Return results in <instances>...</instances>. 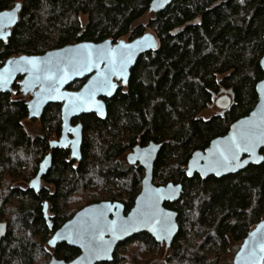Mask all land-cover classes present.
Listing matches in <instances>:
<instances>
[{
	"label": "trees",
	"instance_id": "16d2710c",
	"mask_svg": "<svg viewBox=\"0 0 264 264\" xmlns=\"http://www.w3.org/2000/svg\"><path fill=\"white\" fill-rule=\"evenodd\" d=\"M151 1L0 0V11L21 2L17 24L0 42V66L14 56L42 55L79 42L131 41L147 29L158 40L156 50L136 61L127 87L104 99L105 119L87 114L72 120L82 126L80 160H72L68 149H54L39 193L29 181L49 141L60 135V105L44 109L41 134L32 136L23 127L28 111L18 84L12 86L14 94L0 95V221L7 224L0 264L76 257L77 249L65 244L52 249L47 241L86 205L119 202L128 212L143 171L125 157L133 147L151 142L161 145L153 183L182 186L180 199L164 204L177 214V234L168 248L138 234L116 247L112 262L100 264H126L122 252L132 243L140 248L129 264H222L233 245L238 248L264 219V151L261 164L220 179L189 178L185 172L193 152L225 135L257 102L264 0H173L157 14L148 11ZM147 13L148 21L136 24ZM83 83L68 89L78 90ZM221 90L231 91L233 105L202 118Z\"/></svg>",
	"mask_w": 264,
	"mask_h": 264
},
{
	"label": "water",
	"instance_id": "95a60500",
	"mask_svg": "<svg viewBox=\"0 0 264 264\" xmlns=\"http://www.w3.org/2000/svg\"><path fill=\"white\" fill-rule=\"evenodd\" d=\"M172 1L152 0L148 11L157 14ZM20 11L21 2L0 11V42H5L10 36ZM4 13H10L11 17ZM157 46L156 36L152 32H145L131 41L120 39L113 43L106 39L98 43L79 42L49 50L42 55L14 56L0 66V95L11 93L12 85L21 78V94L30 97L27 101L29 120L39 119L48 105L61 106L60 137L50 142L49 152L40 162L37 174L29 184L35 193H39L40 180L50 167V151L69 148L70 158L80 160L82 126L80 123L71 125L72 119L87 114L105 119L104 99L112 98L120 87H127L131 69L138 58L156 50ZM32 59L36 61L35 67L27 62ZM259 67L263 77L255 85V106L246 116L234 121L225 135L212 139L203 151L192 153L185 168L189 178L196 175L202 180L209 177L220 179L241 172L249 165L263 162L261 151H264V139L256 143L254 148L250 141L264 136V54L259 60ZM79 80L85 82L78 90L67 89ZM213 105L221 113L229 109L233 105L231 91L221 90V95L214 98ZM160 147V144L152 142L143 147L135 146L125 157L128 165L137 166L143 171L140 190L130 210L125 213L121 203L110 201L82 207L47 241L49 248L65 244L77 249L78 255L69 261L51 258L49 264L110 263L119 244L142 233L165 248L171 245L178 231L177 214L165 208L164 204L178 201L182 186L180 183L161 186L153 183V166ZM246 147L249 150H245ZM42 207L44 219L51 229L45 202ZM6 233L7 224L0 221V246ZM263 262L264 219L247 233L232 258V264Z\"/></svg>",
	"mask_w": 264,
	"mask_h": 264
},
{
	"label": "rangeland",
	"instance_id": "374dc122",
	"mask_svg": "<svg viewBox=\"0 0 264 264\" xmlns=\"http://www.w3.org/2000/svg\"><path fill=\"white\" fill-rule=\"evenodd\" d=\"M149 17H150L149 13L145 14L141 19L137 20L136 24H145L148 21ZM146 31L149 32L150 30L147 29ZM124 40H126V38ZM217 114H220V110L217 109L215 106H212V107H209L204 112H202L201 117L204 119H207V118H209L213 115H217ZM22 123H23V127H24L25 131L29 135L33 136V135L41 133L39 121H33V120L25 119ZM54 138L56 139V137H53L52 140ZM21 183L23 186L27 185V183H25L23 181ZM233 247H234V245H233ZM139 248H140V245L138 243H136V244L132 243L126 249H124V251L122 252L123 253L122 257L124 258V260H126V264L131 263L130 260L132 258L134 261V258L137 257V253L139 252L138 251ZM232 248L230 249V251H231L230 254H228L226 257H224V263L222 262V264H232V258L238 249V248H236V246L233 249ZM0 249H1V247H0ZM0 259H1V255H0Z\"/></svg>",
	"mask_w": 264,
	"mask_h": 264
},
{
	"label": "flooded vegetation",
	"instance_id": "af4514ba",
	"mask_svg": "<svg viewBox=\"0 0 264 264\" xmlns=\"http://www.w3.org/2000/svg\"><path fill=\"white\" fill-rule=\"evenodd\" d=\"M20 81H21V78H20V80L17 79L16 82H15V83H17L18 86H19V91H20V85H19V82H20ZM79 81H80V80H79ZM75 82H76V81H75ZM75 82H74V83H75ZM84 82H85V80H84ZM74 83H73V84H74ZM83 84H84V83H83ZM83 84H82V85H83ZM71 85H72V84H71ZM12 86H13V85H12ZM67 89H68V88H67ZM73 91H75V90H73ZM9 94H14L13 88H12V92L9 93ZM20 96L23 97L22 94H21V91H20ZM23 98L26 99V105H27V101H29L30 97L27 96V97H23ZM51 105H57V104H51ZM48 106H49V105H48ZM45 108H46V107H45ZM60 108H61V106H60ZM43 111H44V110H43ZM42 113H43V112H42ZM41 115H42V114H41ZM27 116H28V115H27ZM40 117H41V116H40ZM26 119H28V118H26ZM60 119H61V115H60ZM28 120H29V119H28ZM39 120H40V118L37 119V120H33V121H39ZM72 120H74V119H72ZM39 123H40V121H39ZM76 124H78V123L73 124L72 121H71V125H76ZM40 131H41V124H40ZM60 133H61V128H60ZM40 134H41V133H40ZM59 137H60V135H59L58 137H56V139L54 138L53 140H50V141H49V144H50V142H52V141H56V140H58ZM49 144H48V152H49ZM55 149H58V148H55ZM66 149L69 150V148H66ZM53 150H54V149H53ZM53 150H52V151H53ZM52 151H50V154H51ZM69 152H70V150H69ZM46 154H47V153H46ZM46 154H45V155H46ZM45 155H44V157H45ZM44 157H43V159H44ZM43 159H42V160H43ZM42 160H41V161H42ZM41 161H40V162H41ZM75 161H77V160H75ZM39 164H40V163H39ZM38 167H39V165H38ZM37 171H38V169H37ZM47 171H48V170H47ZM36 174H37V172H36ZM35 176H36V175H35ZM35 176H34V177H35ZM34 177H33V178H34ZM33 178H32V179H33ZM42 178H43V176H42ZM42 178H41V180H40V189H41V187H42V185H43ZM32 179H31V180H32ZM31 180L29 181V184H30ZM39 191H40V190H39ZM45 203H46V202H45ZM46 205H47V204H46ZM47 211H48V207H47Z\"/></svg>",
	"mask_w": 264,
	"mask_h": 264
},
{
	"label": "snow or ice",
	"instance_id": "6c2138e0",
	"mask_svg": "<svg viewBox=\"0 0 264 264\" xmlns=\"http://www.w3.org/2000/svg\"><path fill=\"white\" fill-rule=\"evenodd\" d=\"M3 15L11 17V14L10 13H4ZM125 47H128V46H125ZM21 59L27 60V58H21ZM27 62L30 63V64H32L33 67H35V65H36L35 59L28 60ZM245 139L248 140V137H245ZM261 139H264V136L257 137L255 140L250 141L251 147L254 148L255 147V144L258 143V142H260ZM237 147H239V145H237ZM245 150H249V148L246 147ZM225 160H227V157H225Z\"/></svg>",
	"mask_w": 264,
	"mask_h": 264
}]
</instances>
